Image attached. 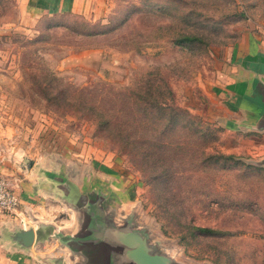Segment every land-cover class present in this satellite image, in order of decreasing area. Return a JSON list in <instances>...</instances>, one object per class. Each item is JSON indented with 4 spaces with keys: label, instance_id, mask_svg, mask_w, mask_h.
Returning <instances> with one entry per match:
<instances>
[{
    "label": "rangeland",
    "instance_id": "obj_1",
    "mask_svg": "<svg viewBox=\"0 0 264 264\" xmlns=\"http://www.w3.org/2000/svg\"><path fill=\"white\" fill-rule=\"evenodd\" d=\"M250 37L264 41V0H71L37 15L0 0V172L34 182L38 168L85 195L84 209L54 200L53 253L264 264V110L224 79ZM29 249L0 227V264H46Z\"/></svg>",
    "mask_w": 264,
    "mask_h": 264
},
{
    "label": "crops",
    "instance_id": "obj_2",
    "mask_svg": "<svg viewBox=\"0 0 264 264\" xmlns=\"http://www.w3.org/2000/svg\"><path fill=\"white\" fill-rule=\"evenodd\" d=\"M25 6L26 12L37 15L42 10L46 12H57L64 7H68L71 0H20ZM238 51V53H237ZM227 70L224 73V79L232 81L233 89L231 93L236 99L242 103V106L248 105L250 102L264 103V41L260 38L250 37L249 43H243L242 46L234 50L230 55L226 64ZM255 100V101H254ZM263 106V104H260ZM38 169V168H37ZM34 171V182L22 180V175L18 172L10 171L4 168L5 176L10 183L19 192L22 200V218L24 225L33 228L40 238V242L36 247H32L26 251L27 255H31L36 261H42L45 257L46 264H83L80 252L67 251L63 249V253H53V247L60 245L61 240L56 235L62 226V221L53 211L55 199L60 197L63 203L73 207L83 198V189L80 184L73 181L74 186L65 183L61 188L64 191L59 194L58 183L56 179L51 178L53 175L49 172L42 173L39 169ZM12 174V175H11ZM28 176L27 174H25ZM30 222V224H28ZM6 227L10 233L21 230L20 219L16 217H8L0 214V227ZM75 242V241H74ZM101 249L100 243L94 244ZM49 247V248H48ZM36 248V251L33 249ZM52 250L51 252H49ZM66 250V252H65ZM49 256L47 259V253ZM62 258L63 261H60ZM84 258V257H83ZM49 260V262H48ZM27 264V263H26ZM41 264V263H35Z\"/></svg>",
    "mask_w": 264,
    "mask_h": 264
},
{
    "label": "water",
    "instance_id": "obj_3",
    "mask_svg": "<svg viewBox=\"0 0 264 264\" xmlns=\"http://www.w3.org/2000/svg\"><path fill=\"white\" fill-rule=\"evenodd\" d=\"M255 101V100H254ZM260 104H263L260 105ZM258 105H260V107L262 108L261 110H264V103L263 102H258ZM84 192V191H83ZM82 201H85L83 203H80ZM80 202H77V204L80 203L79 205V208H85V203H86V200H85V195L83 194V198ZM89 203V204H88ZM90 203H93V202H87L88 205H90ZM92 205L95 206V204L93 203ZM21 230H17V232H12V233H15L16 235V240L18 242H21L23 244V246L25 248H32V246H37V243L40 242V238L39 236L37 235L36 231L31 228L29 225H23V226H20ZM116 229L114 230H111L110 229V234L112 236H114V238H116L117 240H119L120 242H122L121 240H125V241H129L128 239V236H123V235H118L116 232H114ZM57 235V233H56ZM95 241H98L100 243V246H101V249L97 248L94 244L98 243V242H94L93 241V253L95 254V252H105V248L106 246L105 245H101L102 243L101 242H105V241H102L101 239H93ZM83 244H85V241H81ZM116 242V241H114ZM79 245H82L80 243H78ZM87 244V243H86ZM121 245H123L122 243H119ZM138 244H142L141 242L138 243ZM126 247V245H123ZM124 252H122V249H121V256H125V257H130L129 258V263L131 264H170V262L164 257V256H159V255H154L152 254L151 252L147 251V249L143 246H138L136 249H133V251L130 252L129 249L126 248V250H124ZM124 254V255H123ZM100 256V255H99ZM102 256V259L100 258ZM98 259L95 258L96 261H98V264H108V260H107V255H106V252L103 253V255H101ZM120 256V257H121ZM117 256L114 257V261L113 259H111V257H109V263L110 264H116V259ZM122 258V257H121ZM123 259V258H122ZM128 263V264H129Z\"/></svg>",
    "mask_w": 264,
    "mask_h": 264
},
{
    "label": "built area",
    "instance_id": "obj_4",
    "mask_svg": "<svg viewBox=\"0 0 264 264\" xmlns=\"http://www.w3.org/2000/svg\"><path fill=\"white\" fill-rule=\"evenodd\" d=\"M22 200L19 192L10 183L8 178L0 172V214L20 219V223L24 225L22 218Z\"/></svg>",
    "mask_w": 264,
    "mask_h": 264
},
{
    "label": "trees",
    "instance_id": "obj_5",
    "mask_svg": "<svg viewBox=\"0 0 264 264\" xmlns=\"http://www.w3.org/2000/svg\"><path fill=\"white\" fill-rule=\"evenodd\" d=\"M104 123H106L107 125H109V120H105Z\"/></svg>",
    "mask_w": 264,
    "mask_h": 264
}]
</instances>
